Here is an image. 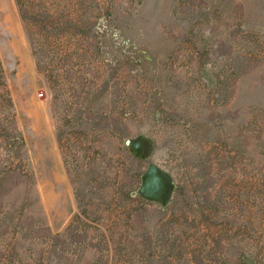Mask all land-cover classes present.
Masks as SVG:
<instances>
[{
	"label": "rangeland",
	"instance_id": "obj_1",
	"mask_svg": "<svg viewBox=\"0 0 264 264\" xmlns=\"http://www.w3.org/2000/svg\"><path fill=\"white\" fill-rule=\"evenodd\" d=\"M0 264H264V0H0Z\"/></svg>",
	"mask_w": 264,
	"mask_h": 264
},
{
	"label": "built area",
	"instance_id": "obj_2",
	"mask_svg": "<svg viewBox=\"0 0 264 264\" xmlns=\"http://www.w3.org/2000/svg\"><path fill=\"white\" fill-rule=\"evenodd\" d=\"M41 95H43V93H41Z\"/></svg>",
	"mask_w": 264,
	"mask_h": 264
}]
</instances>
